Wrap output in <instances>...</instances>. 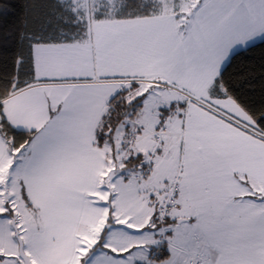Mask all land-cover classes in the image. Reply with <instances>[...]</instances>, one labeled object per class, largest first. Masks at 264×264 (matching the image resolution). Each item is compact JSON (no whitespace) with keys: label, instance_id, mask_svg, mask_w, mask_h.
<instances>
[{"label":"snow or ice","instance_id":"snow-or-ice-1","mask_svg":"<svg viewBox=\"0 0 264 264\" xmlns=\"http://www.w3.org/2000/svg\"><path fill=\"white\" fill-rule=\"evenodd\" d=\"M20 7L0 0V264H264V0Z\"/></svg>","mask_w":264,"mask_h":264},{"label":"trees","instance_id":"trees-1","mask_svg":"<svg viewBox=\"0 0 264 264\" xmlns=\"http://www.w3.org/2000/svg\"><path fill=\"white\" fill-rule=\"evenodd\" d=\"M11 3H14L16 6H17V16L21 14V5L24 3V0H11ZM16 19V17L14 16H10L9 17V23H12L14 22V20ZM259 54H260V50L259 49H256L253 53H250L249 55H252V56H256V57H259ZM257 63H258V60H257ZM258 99V97H257Z\"/></svg>","mask_w":264,"mask_h":264}]
</instances>
